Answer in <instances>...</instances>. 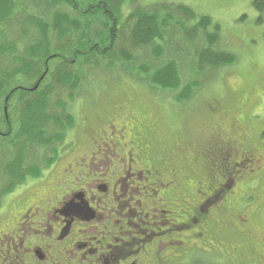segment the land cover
<instances>
[{
	"label": "flooded vegetation",
	"instance_id": "obj_1",
	"mask_svg": "<svg viewBox=\"0 0 264 264\" xmlns=\"http://www.w3.org/2000/svg\"><path fill=\"white\" fill-rule=\"evenodd\" d=\"M90 109L91 117L80 126L75 121L56 145L49 166L39 164L51 156L44 147H18L23 164L43 170L0 199V264H198L200 251L230 259L228 242L214 234L228 215L239 219L233 230L250 238V214L264 205V140L241 115L216 114L205 135L182 142L132 102ZM3 117L0 164L6 165L13 130ZM46 170L55 183L44 180ZM184 171L199 178V194L185 195L183 203ZM259 240L257 262L264 264V236Z\"/></svg>",
	"mask_w": 264,
	"mask_h": 264
},
{
	"label": "trees",
	"instance_id": "obj_2",
	"mask_svg": "<svg viewBox=\"0 0 264 264\" xmlns=\"http://www.w3.org/2000/svg\"><path fill=\"white\" fill-rule=\"evenodd\" d=\"M126 4L134 7H129L124 18L122 7ZM252 4L259 12L264 9V0H253ZM171 28L174 35L181 33V40L186 39L195 47L189 74L182 73L180 57L167 47L173 36ZM219 31L218 22L184 4L161 2L148 7L139 0H0V127L5 109L13 130L12 140L6 144L13 157L6 165H0V199L28 175H42L40 165L26 166L20 153L16 156L18 147L21 151L25 142L34 144L37 150L44 147V155L46 152L51 155L40 160L39 164L45 166L57 158L56 145L75 122L71 102L86 78L85 66L103 64L107 70L113 68L112 71L118 68L121 73L171 93L177 104L186 103L192 99L194 88L205 83L197 79L200 74L204 77L210 71L214 76L215 69H225L236 62L234 53L217 47ZM20 43L24 46L22 52L18 49ZM163 54L166 56L163 61L146 64L150 57L161 60ZM38 80V87L28 90ZM60 89L64 92L62 96L58 94ZM236 93L233 90L230 94ZM143 107L154 115L159 112ZM218 108L216 105L213 111ZM161 123L166 132H171L167 128L169 123ZM174 132L178 135L177 141L199 139L195 133L185 132L192 136H182L178 128ZM3 146L0 140V151ZM231 217L226 216L228 221L223 227L217 224L214 234L228 242L233 262L236 257H242L243 247L223 236L227 229L235 231L230 224ZM232 247L237 250L232 252ZM198 264H202L200 259ZM250 264H258L256 252Z\"/></svg>",
	"mask_w": 264,
	"mask_h": 264
},
{
	"label": "rangeland",
	"instance_id": "obj_3",
	"mask_svg": "<svg viewBox=\"0 0 264 264\" xmlns=\"http://www.w3.org/2000/svg\"><path fill=\"white\" fill-rule=\"evenodd\" d=\"M23 1L29 2L31 0ZM139 1L141 5L148 7L161 2L169 5L184 4L199 15L210 16L213 21L220 24V37L216 44L217 47L234 53L236 62L224 67L225 69H215L214 76L211 75L210 71L206 72L204 77L200 74L197 79H201L205 83H202L199 88H194L192 99L182 104H177L171 93L151 86L138 78L130 77L126 73H121L118 68L112 71L113 68L107 70L103 64L99 67L85 66L84 71H87V75L82 82L84 84H81L77 90L76 98L71 102V112L75 121L79 122V126L84 117L91 115L90 108L92 105H98V103L100 105L106 102L118 103L126 99L138 106H149L158 110L160 113L157 112L156 114L155 112V115L159 116L163 122L169 123L167 125L169 130L177 131V128L180 129L182 136H192L191 134L199 132L201 136L205 135L211 129V123L214 122L216 114L227 113L231 114L233 119L236 115H241L240 118L251 124L256 133L260 132L261 139L264 140V9L259 12L252 4L253 0ZM129 7L133 8L134 5L126 4L122 7L124 18L128 15ZM259 17L260 22H258ZM174 33L175 31L172 29L170 35L173 36L170 38V43L167 47L172 50L173 54L180 57V69L186 75L190 72V64H192L195 47L191 46L186 39L182 41L181 33L178 35H174ZM200 41H203V39L201 38ZM20 44L21 47L18 49L22 52L24 46L22 43ZM177 48L180 50L178 51ZM165 54H163L161 60H155L150 57L148 59L149 62L146 64L163 61L166 59ZM111 72H116L117 75ZM204 79H209V81L207 80L206 82ZM233 90L238 94H230ZM60 93L61 96L64 94L62 89H60L58 94ZM216 105L219 108L213 111ZM210 113H213V116H209L208 114ZM185 132L191 134L188 133L186 135ZM55 168L58 167L55 166L53 170ZM235 169L243 170V167ZM47 170L44 180L48 181L47 183H55V179L52 180L54 173L51 170L47 172ZM182 174L183 186L186 192L183 193L181 190L180 194L184 203L185 195H189L191 199L198 196L199 188L197 182L199 178L185 172ZM261 182L264 186V171L261 175ZM44 187L47 188L46 185ZM224 191H229L226 185L224 186ZM241 192L242 190L240 191L239 189L237 194ZM180 194L177 197L180 198ZM7 199L8 196H6L3 204H5ZM248 200L251 205L253 198ZM248 200L247 202L245 201V204L248 203ZM260 200L261 203L264 202V191L260 193ZM255 203H253L254 207L256 206ZM239 206L240 201H237L235 208ZM249 208L248 205L246 210L248 211ZM250 215L251 230L248 233L250 238L246 239L238 230L232 233V231L227 229L223 235L224 237L227 235L230 239L232 238L233 244L243 247L240 254L241 258L236 257L232 262L224 255L217 253V255L203 254L200 251L198 254L200 262L202 264H250V261L255 256L257 242L260 241L259 237L261 235L264 236V205L256 213ZM1 222L0 220V225L2 224ZM235 223L239 225V219L232 215L230 224L236 228ZM240 237H242L243 241L239 240ZM3 238H5L4 231L0 229V244Z\"/></svg>",
	"mask_w": 264,
	"mask_h": 264
},
{
	"label": "water",
	"instance_id": "obj_4",
	"mask_svg": "<svg viewBox=\"0 0 264 264\" xmlns=\"http://www.w3.org/2000/svg\"><path fill=\"white\" fill-rule=\"evenodd\" d=\"M37 85H38V84H36V85L33 87V89H35V88L37 87Z\"/></svg>",
	"mask_w": 264,
	"mask_h": 264
}]
</instances>
